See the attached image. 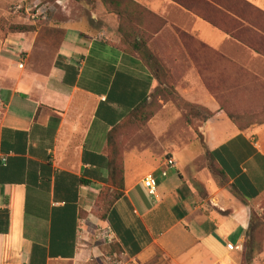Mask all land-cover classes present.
<instances>
[{
  "label": "crops",
  "instance_id": "obj_1",
  "mask_svg": "<svg viewBox=\"0 0 264 264\" xmlns=\"http://www.w3.org/2000/svg\"><path fill=\"white\" fill-rule=\"evenodd\" d=\"M21 1L27 3L14 4ZM55 1L48 2L50 14L68 0ZM131 1L188 35L189 55L207 56L197 60L223 71L227 57L264 77V58L243 50L193 6ZM188 1L203 11L216 6V0ZM241 1L264 14V0ZM9 16L15 24L26 20L10 10ZM236 28L234 34L242 32ZM249 28L264 41V28ZM58 29L55 56L41 70L33 64L40 56H23L35 49L34 32L0 33V264H107L111 258L94 238L99 229L113 237L122 264H245L237 249L246 248L250 213L264 200V121L240 131L196 86L188 100L211 113L200 142L160 155L125 149L121 188L110 178L107 136L148 100L154 77L136 55L114 47L103 28L73 16ZM148 175L156 179L155 196L142 185ZM229 244L236 249L229 252Z\"/></svg>",
  "mask_w": 264,
  "mask_h": 264
},
{
  "label": "rangeland",
  "instance_id": "obj_2",
  "mask_svg": "<svg viewBox=\"0 0 264 264\" xmlns=\"http://www.w3.org/2000/svg\"><path fill=\"white\" fill-rule=\"evenodd\" d=\"M33 1L35 0H27V3L31 4ZM40 1L48 3L53 0ZM175 1L186 8L193 6L196 15L234 37L243 50L256 51L264 58V41L254 38L252 34L257 32L249 28L250 24L264 28L263 13L241 0H216V6L208 3L206 11L188 0ZM16 2L17 0H0V33L6 30L14 31L16 28L34 32L35 49L23 56H40L33 62L37 69L50 67L61 35L59 22L73 16L89 22L92 26L96 25L98 30L103 28L108 31L107 36L114 38L116 44L126 51L132 52L133 46L140 48L138 43L143 42L155 58L158 69L144 64L155 80L146 104L137 113L133 112L127 116L114 134L115 149L120 155L125 149L133 147L145 148L160 155L172 147H181L190 141L200 142V128L210 118L211 113L188 100V95L195 93L196 86L206 90V94L217 102L228 120L237 128L264 121V77H258L251 72L248 64H239L227 57H224V70L220 71L216 62L197 60L207 56H190L188 41L191 38L172 28L173 26L166 25V21L139 5L136 7L121 1L120 11L123 15L117 17L112 13L113 10L104 7L100 0H68L67 4L63 5L65 8L61 6L60 9L52 11L45 21L32 23L25 20L15 24L9 16V10ZM234 17L239 18L242 23ZM239 26L242 32L234 34ZM195 42L199 45L196 40ZM185 50L188 56H185ZM136 56L140 57L138 54ZM242 61H245L243 57ZM193 82L198 85L192 86ZM174 135L180 136L181 139L171 140ZM207 165L212 166L210 160ZM212 174L219 187L229 189L226 180L218 176L217 172ZM250 215L246 248L237 250L243 254L245 264H264V200L259 210L252 211ZM103 232L104 229H99L95 240L103 244L111 261L123 262L119 247L114 242L103 241Z\"/></svg>",
  "mask_w": 264,
  "mask_h": 264
},
{
  "label": "trees",
  "instance_id": "obj_3",
  "mask_svg": "<svg viewBox=\"0 0 264 264\" xmlns=\"http://www.w3.org/2000/svg\"><path fill=\"white\" fill-rule=\"evenodd\" d=\"M121 1H126L129 4H132L136 7H138L137 4L132 2L131 0H100V3L106 7V8H111L113 11L112 13L116 14L117 17H120L122 12L120 11L121 7ZM125 14V13H124ZM14 31H19V32H27L29 30L25 28H16ZM112 44V43H110ZM139 46H133V49H131L132 52L126 51L123 47H121L118 44H112L114 47L120 49L121 51L131 54V55H137L140 56L139 59L142 61L143 64L149 65L151 68L156 67L158 69V63L156 62L155 58L152 56V54L149 52V50L143 45V42L138 43ZM137 53V54H136ZM146 104V101L137 106L135 109L131 111V113H137L139 109H141L144 105ZM130 113V114H131ZM129 114V115H130ZM128 115V116H129ZM210 115V114H209ZM211 117V116H209ZM120 124H118L116 127H114L108 134L107 136V148L110 153V178H114L117 180V182L114 181L115 185H118L122 188L123 184V169H122V155H120L119 151L115 149V143H114V134ZM247 127H239L238 129L240 131L245 130ZM114 149V150H113ZM222 174V172H221ZM119 194L115 193L112 196V201L116 200L118 198Z\"/></svg>",
  "mask_w": 264,
  "mask_h": 264
},
{
  "label": "built area",
  "instance_id": "obj_4",
  "mask_svg": "<svg viewBox=\"0 0 264 264\" xmlns=\"http://www.w3.org/2000/svg\"><path fill=\"white\" fill-rule=\"evenodd\" d=\"M61 4L62 2L60 0H56L54 2V5H61ZM50 10H51V5L48 3L47 4H36V3L28 4L24 1H21L17 3L16 5H13L10 9V12L13 15H22L23 17H25L27 22L31 21L32 23H36L38 21H45L47 19V16ZM19 67H22V65H20ZM1 162L4 163L5 159L4 158L1 159ZM166 166L168 168H171L174 166V162L172 161V159L166 160ZM162 176H166V172H163ZM142 185L147 190V193L150 196L156 195L157 183H156V179L153 176L151 175L146 176L144 180L142 181ZM101 237L103 241H105L106 243L107 242L110 243L113 241V237L110 236L107 230H104L103 234H101ZM235 249L236 248L232 246L231 244L227 245V250L229 252H232ZM107 264H122V263L113 262L109 259ZM215 264H221V263L216 262Z\"/></svg>",
  "mask_w": 264,
  "mask_h": 264
}]
</instances>
